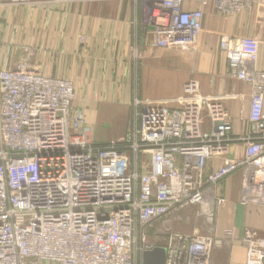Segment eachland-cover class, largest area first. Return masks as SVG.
I'll return each instance as SVG.
<instances>
[{"label": "built area", "instance_id": "built-area-1", "mask_svg": "<svg viewBox=\"0 0 264 264\" xmlns=\"http://www.w3.org/2000/svg\"><path fill=\"white\" fill-rule=\"evenodd\" d=\"M70 4L74 0H53ZM142 12L158 49L193 51L213 1L220 15L251 11L255 0H128ZM35 0H0L4 7ZM2 41L0 37V48ZM231 79L251 86L247 127L235 136L221 98L183 86L181 106L168 109L135 97L128 134L106 145L87 140L86 119L74 109L71 82L47 77L28 62L4 66L0 55V264H143L142 253L166 249L165 264H212L231 230L218 235L172 233L148 240L157 221L199 207L218 220L223 183L242 172L244 193L264 206V71L256 37L222 36ZM243 147L241 158L232 148ZM221 165L210 170L209 163ZM245 264H264V238L245 229Z\"/></svg>", "mask_w": 264, "mask_h": 264}, {"label": "crops", "instance_id": "crops-1", "mask_svg": "<svg viewBox=\"0 0 264 264\" xmlns=\"http://www.w3.org/2000/svg\"><path fill=\"white\" fill-rule=\"evenodd\" d=\"M185 8H200L199 0H187ZM142 17L128 0H74L70 4L35 0L31 6L4 7L0 11L1 60L7 67L26 61L44 76L71 82L76 95L73 107L84 114L88 127L103 121L105 106L132 108L135 97L177 109L184 84L195 80L201 95L222 99L234 135H243L252 89L229 77L220 38L256 37V67L264 71V0H255L251 11L228 16L220 15L212 1L204 9L198 45L190 52L155 47L151 28ZM232 150L233 157L243 156L242 146ZM220 165L214 160L209 168L213 171ZM242 180V172L234 173L220 188L226 202L219 212V234L233 230L237 236L220 264H245L239 238L243 229L255 230L264 238L260 195L255 189L244 193Z\"/></svg>", "mask_w": 264, "mask_h": 264}, {"label": "rangeland", "instance_id": "rangeland-1", "mask_svg": "<svg viewBox=\"0 0 264 264\" xmlns=\"http://www.w3.org/2000/svg\"><path fill=\"white\" fill-rule=\"evenodd\" d=\"M132 110V111H131ZM102 119L101 123H97L88 127L86 123V137L87 140L94 145H106L111 141H118L124 138L129 131L130 121H133V106L132 108L123 107L119 105H109L102 109ZM132 123V122H131ZM199 207L192 206L181 209L175 214L169 217L157 221L153 228L148 231V240L151 242L160 243L168 238L172 233H200L207 234L211 229L215 227L216 232H219V222L215 221L213 225L207 224L202 216H199ZM247 229V228H245ZM245 229H243L239 238L241 239L244 235ZM233 231V230H231ZM224 232L219 234L224 236ZM235 239L237 236L235 231L232 232ZM161 240V241H160ZM222 246L220 250L215 251L213 256V264H220L225 262V253L229 252V247L234 240L230 238ZM224 250V251H221ZM228 262L226 261V264Z\"/></svg>", "mask_w": 264, "mask_h": 264}, {"label": "water", "instance_id": "water-1", "mask_svg": "<svg viewBox=\"0 0 264 264\" xmlns=\"http://www.w3.org/2000/svg\"><path fill=\"white\" fill-rule=\"evenodd\" d=\"M167 251L163 247H157L151 251L142 253L141 260L143 264H165Z\"/></svg>", "mask_w": 264, "mask_h": 264}]
</instances>
